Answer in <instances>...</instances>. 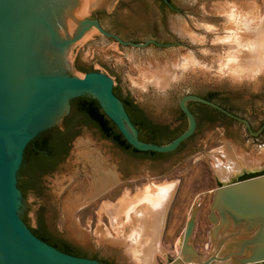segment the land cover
I'll return each mask as SVG.
<instances>
[{
    "label": "rangeland",
    "instance_id": "rangeland-1",
    "mask_svg": "<svg viewBox=\"0 0 264 264\" xmlns=\"http://www.w3.org/2000/svg\"><path fill=\"white\" fill-rule=\"evenodd\" d=\"M82 2L79 20H97L106 32L123 41L144 44L152 40L171 46L125 47L91 28L70 47L68 59L72 65L77 62L80 67L105 73L115 85L117 77L123 95L128 94L153 122L170 130L188 124L179 114L183 97L209 92L235 99V117L241 121L210 124L201 116L199 129L183 149L157 160L125 152L103 139L95 128L81 126L66 159L43 178L40 195H22L19 214L31 228H36L37 217L43 213L57 235L99 260L137 264L124 240L130 235L138 238L139 227L137 222H129L120 209L127 196L146 193L154 187L158 193V188L168 186L167 199L158 208L162 210V221L157 222L159 230L149 228L155 239L152 264H170L180 259V241L194 207L199 213L190 244L206 259L212 249L210 204L213 192L223 185L214 172V160L224 162L222 153L226 152L236 162H254L252 168H245L258 170L237 173L231 183L244 175L264 172V67L256 74L247 71V47L255 39L256 27L264 25V0ZM233 10L239 13V22L231 26ZM113 20L122 25L114 27ZM234 46L236 57L231 61H236L245 74H233V67L225 66ZM154 74H166L169 85L159 89L150 83L149 77ZM55 129H62V124ZM95 163L114 178L110 186L96 192L91 190L98 178ZM121 223L123 238L114 235V239H107Z\"/></svg>",
    "mask_w": 264,
    "mask_h": 264
},
{
    "label": "water",
    "instance_id": "water-1",
    "mask_svg": "<svg viewBox=\"0 0 264 264\" xmlns=\"http://www.w3.org/2000/svg\"><path fill=\"white\" fill-rule=\"evenodd\" d=\"M82 3V0H0V264H100L45 244L32 234L19 214L22 193L18 181L25 151L38 136L60 127L74 100L81 97L96 100L124 140L139 152L172 153L192 137L197 122L188 107L191 102L241 121L210 101L187 95L179 103L188 123L185 132L163 146L141 142L121 101L114 95L115 81L95 70L78 72L68 59L69 49L91 28L125 47L171 45L152 40L144 44L123 41L106 32L97 20H79ZM54 63L61 72L53 68ZM78 75L84 78L79 79ZM255 170L258 169H244L238 174ZM222 182L213 192L208 215L212 226L210 255L203 259L190 244L199 213L198 207H194L180 242V259L170 264L264 262V175Z\"/></svg>",
    "mask_w": 264,
    "mask_h": 264
},
{
    "label": "trees",
    "instance_id": "trees-1",
    "mask_svg": "<svg viewBox=\"0 0 264 264\" xmlns=\"http://www.w3.org/2000/svg\"><path fill=\"white\" fill-rule=\"evenodd\" d=\"M114 27H119V24H115ZM74 67L80 73H89L94 71L92 67H80L77 62H75ZM113 92L114 95L121 101L132 125L137 130L138 139L141 142L157 146L167 145L174 141L187 129V124L182 129L170 130L167 126L153 122L128 94L123 95L120 87V81L117 77ZM197 96L210 101L234 116H237L234 110L236 108L235 106L238 104L232 97L219 92H209L206 95ZM188 107L197 122L195 133L199 129L201 116L204 121L210 124L224 120L230 122L234 121V119L227 117L219 111L196 102L189 103ZM179 114L181 120L187 122L185 115L180 109ZM81 126H91L99 132L103 139L110 141L123 151L151 160L167 159L173 156L174 154L180 152L195 135L194 133L192 137L183 142L179 148L172 153L160 154L154 152H139L133 149L124 140L116 126L102 112L96 100L89 97L78 98L72 103L70 114L62 123V129H54L43 133L28 145L24 154L23 168L20 171L21 180L18 181V188L23 196H26L30 192H35L40 195V190L37 187V178L40 175L52 173L54 171V168L51 167L53 163H61L66 159L70 150V146L66 150V144L69 143L70 145L74 138L78 136V128ZM260 175H264V172L261 174L253 173L244 175L239 181L254 178ZM23 222L26 224L27 221L25 218ZM26 225L36 238L62 253L97 260L100 264H110L107 261L99 260L95 255L88 254L82 248L64 240L60 236L52 234L46 230V226L41 218L37 220L36 228H31L28 224Z\"/></svg>",
    "mask_w": 264,
    "mask_h": 264
},
{
    "label": "bare ground",
    "instance_id": "bare-ground-1",
    "mask_svg": "<svg viewBox=\"0 0 264 264\" xmlns=\"http://www.w3.org/2000/svg\"><path fill=\"white\" fill-rule=\"evenodd\" d=\"M101 2V0H100ZM103 2V1H102ZM248 13V12H247ZM238 12L231 11V26H234L236 22L239 20L238 18ZM71 21L70 19H67V22ZM239 22V21H238ZM263 22H264V15H263ZM71 27V23H70ZM225 41V40H224ZM226 43V42H225ZM234 45V42H232ZM228 46H231L228 44ZM233 50H229V59L230 62H226L225 66H232L233 74H245L237 64L236 61H231L233 57H236L235 53V46L232 47ZM238 51V49H237ZM56 52V51H55ZM247 52H249V60L247 61L249 70L248 72H252L256 74L257 72L259 73L260 70L263 69L264 67V25L260 26V28L256 27L255 30V39L252 43L249 44L247 47ZM247 54L245 55V57ZM251 57V58H250ZM200 63V62H199ZM193 64V63H192ZM185 66V65H184ZM54 69L57 71L61 72L59 66H57L54 63ZM174 70V69H173ZM170 71V70H169ZM246 71V72H247ZM163 73V72H162ZM150 76V75H149ZM79 79H83L84 76L81 75L78 77ZM170 77H168L166 74H154L149 77L150 83L156 85V87L162 88L163 86L167 85L168 80ZM222 156L224 157L225 161H221L219 159L214 160V172L216 176L218 177L219 180H228L231 179L232 176L236 175L238 172L246 169L245 167L253 165L254 162L250 161V159L246 161H241L240 159L236 162V159L233 158L232 155H229L228 153H222ZM241 162V163H240ZM243 162V163H242ZM247 162V163H246ZM239 163V164H238ZM95 167V173H97V179L93 184V189L96 192L97 190L104 189L105 187L110 186L114 182V178L106 173L103 168L99 164H94ZM99 168H101L99 170ZM243 168V169H242ZM246 169V170H254L257 168L253 169ZM242 169V170H241ZM97 171V172H96ZM166 187V188H165ZM163 186L161 188H158V193H156V187L155 189L143 191L146 193H139V194H134L133 196H127L126 200L124 202L123 207L120 209L121 213H125L127 215V218H129V222H137V225L139 227L138 229V234L141 238H134V235H130L127 239L132 240L131 242L128 241L127 239L124 240L126 242L127 249L130 253H132L135 256L137 264H152L153 259H152V254L155 249V245H153L155 239L151 232H149V228H153V230L156 231V227L158 228L159 225H157V222H160L162 219V210L161 209V203L163 200L167 199L166 195L169 194V187L168 186ZM160 205V209L158 210ZM132 224V223H131ZM135 225V224H134ZM154 231V233H155ZM112 235L107 238V239H114V235L121 240V237L123 238V225L122 223L111 231ZM156 235V233H155ZM106 237V236H104ZM143 237L145 240L143 241ZM181 242V241H180ZM130 243V246L128 245ZM133 243V244H132ZM129 254V253H128Z\"/></svg>",
    "mask_w": 264,
    "mask_h": 264
},
{
    "label": "flooded vegetation",
    "instance_id": "flooded-vegetation-1",
    "mask_svg": "<svg viewBox=\"0 0 264 264\" xmlns=\"http://www.w3.org/2000/svg\"><path fill=\"white\" fill-rule=\"evenodd\" d=\"M111 24L112 25H115V24H119L118 23V21H116V20H113L112 22H111ZM120 25V24H119ZM122 25V24H121ZM120 25V26H121ZM123 26H125V25H123ZM128 27V26H127ZM69 146H71V144L69 145V143H67L66 144V150L68 149V147ZM117 147V146H116ZM119 148V147H118ZM121 149V148H120ZM62 163V162H61ZM61 163H58V162H56V163H53V165L51 166L52 168H54V170L61 164ZM48 174H46V175H40L38 178H37V187H38V189L40 190V191H42L43 190V178L45 177V176H47ZM21 217V216H20ZM39 218H41L42 220H43V223L45 224V226H46V230H48L49 232H51L52 234H54V235H57V233L54 231V229H53V227H52V225L51 224H48V222L46 221V219L44 218V214L42 213V214H40L38 217H37V220H39ZM21 219L22 220H24V218H22L21 217ZM161 221H162V219H161ZM26 224H28L27 222H26ZM29 226V225H28ZM158 230H159V228H158ZM59 236V235H58Z\"/></svg>",
    "mask_w": 264,
    "mask_h": 264
}]
</instances>
